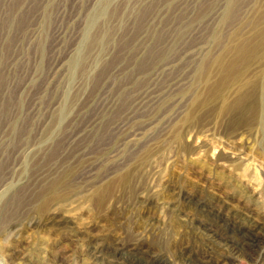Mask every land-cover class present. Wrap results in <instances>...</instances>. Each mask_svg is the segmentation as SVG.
I'll return each mask as SVG.
<instances>
[{
    "label": "rangeland",
    "instance_id": "1",
    "mask_svg": "<svg viewBox=\"0 0 264 264\" xmlns=\"http://www.w3.org/2000/svg\"><path fill=\"white\" fill-rule=\"evenodd\" d=\"M0 264H264V0H0Z\"/></svg>",
    "mask_w": 264,
    "mask_h": 264
}]
</instances>
